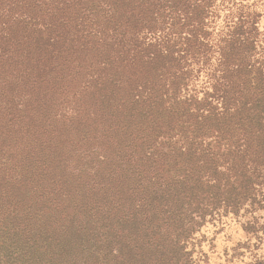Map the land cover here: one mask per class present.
Wrapping results in <instances>:
<instances>
[{"label":"trees","instance_id":"1","mask_svg":"<svg viewBox=\"0 0 264 264\" xmlns=\"http://www.w3.org/2000/svg\"><path fill=\"white\" fill-rule=\"evenodd\" d=\"M257 16L242 0H0V264H187L195 223L255 210Z\"/></svg>","mask_w":264,"mask_h":264},{"label":"rangeland","instance_id":"2","mask_svg":"<svg viewBox=\"0 0 264 264\" xmlns=\"http://www.w3.org/2000/svg\"><path fill=\"white\" fill-rule=\"evenodd\" d=\"M242 4L258 15L259 31H264V0H242ZM224 12L220 10L213 33H216ZM16 101L20 102L17 98ZM95 150L100 153L99 147ZM81 161H87L83 155ZM214 218L207 217L202 223H195L186 248L191 251L187 264H220L221 261L223 264H264V201L258 202L255 210H241L236 217ZM240 233L244 239H235ZM194 256L199 259L194 260Z\"/></svg>","mask_w":264,"mask_h":264},{"label":"clouds","instance_id":"3","mask_svg":"<svg viewBox=\"0 0 264 264\" xmlns=\"http://www.w3.org/2000/svg\"><path fill=\"white\" fill-rule=\"evenodd\" d=\"M258 10H259V9H258ZM221 15H223V14H221ZM221 27H222V24H220V22H218V28H217V31H219ZM241 223H243V220L241 221ZM235 239H239V240L244 239L243 234L240 233L239 235H237V236L235 237ZM262 251H264V249H262ZM193 259H194V260H198L199 258L194 256ZM220 264H223V262L221 261ZM237 264H239V262H237Z\"/></svg>","mask_w":264,"mask_h":264}]
</instances>
